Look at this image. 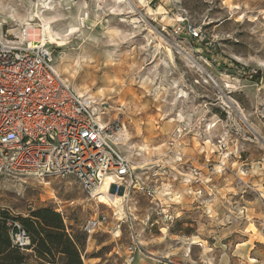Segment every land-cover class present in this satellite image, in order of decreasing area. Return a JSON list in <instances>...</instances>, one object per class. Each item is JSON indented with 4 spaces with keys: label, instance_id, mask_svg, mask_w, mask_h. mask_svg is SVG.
<instances>
[{
    "label": "rangeland",
    "instance_id": "obj_1",
    "mask_svg": "<svg viewBox=\"0 0 264 264\" xmlns=\"http://www.w3.org/2000/svg\"><path fill=\"white\" fill-rule=\"evenodd\" d=\"M28 26L65 42H48L58 70L121 119L111 141L154 195L109 205L72 176L0 173L3 210L55 209L73 234L104 213L83 251L93 264H125L127 217L136 264H264V0H0V33Z\"/></svg>",
    "mask_w": 264,
    "mask_h": 264
},
{
    "label": "built area",
    "instance_id": "obj_2",
    "mask_svg": "<svg viewBox=\"0 0 264 264\" xmlns=\"http://www.w3.org/2000/svg\"><path fill=\"white\" fill-rule=\"evenodd\" d=\"M191 31L199 36L195 28ZM30 36L28 28L22 38L0 33V173L40 180L72 176L92 198L99 192L118 195L137 188L153 196L152 189L138 183L132 160L111 141L122 129L121 119L102 118L107 112L104 103L73 88L58 70L48 42H33ZM2 213L0 205V219ZM132 218L126 219L132 239L125 264H136L139 254H145ZM107 223L108 216L97 213L83 231L91 237ZM8 225L14 246L31 245L19 222L9 220ZM153 260L189 264L172 256Z\"/></svg>",
    "mask_w": 264,
    "mask_h": 264
},
{
    "label": "trees",
    "instance_id": "obj_3",
    "mask_svg": "<svg viewBox=\"0 0 264 264\" xmlns=\"http://www.w3.org/2000/svg\"><path fill=\"white\" fill-rule=\"evenodd\" d=\"M20 223L30 236L26 249L12 244L8 221ZM73 234L61 213L42 208L29 216L11 217L3 210L0 219V264H84L87 234ZM31 251L25 253V251Z\"/></svg>",
    "mask_w": 264,
    "mask_h": 264
},
{
    "label": "bare ground",
    "instance_id": "obj_4",
    "mask_svg": "<svg viewBox=\"0 0 264 264\" xmlns=\"http://www.w3.org/2000/svg\"><path fill=\"white\" fill-rule=\"evenodd\" d=\"M164 20L167 21L169 24L173 22V19L169 16H167ZM28 31H30V35L32 36V39L36 41L38 39L39 30L33 26H28ZM41 40L44 42H49V43H53V44L60 45V46H63L65 44L64 41L58 40V38H56L50 31H49V41H47L45 37L42 38ZM99 193L100 194L98 195V198H99V201L102 203H106L109 205L110 204H120L121 201L123 200V197L115 195V194L111 195L110 193H105V192H99Z\"/></svg>",
    "mask_w": 264,
    "mask_h": 264
},
{
    "label": "crops",
    "instance_id": "obj_5",
    "mask_svg": "<svg viewBox=\"0 0 264 264\" xmlns=\"http://www.w3.org/2000/svg\"><path fill=\"white\" fill-rule=\"evenodd\" d=\"M87 252L88 251L85 252V255L87 254ZM83 260H84V264H93V263L90 262V259L87 260L88 261V263H87L84 255H83ZM139 264H146V262L142 260Z\"/></svg>",
    "mask_w": 264,
    "mask_h": 264
}]
</instances>
